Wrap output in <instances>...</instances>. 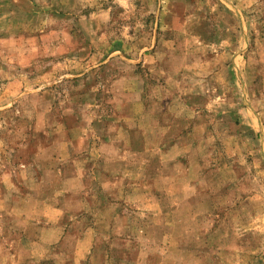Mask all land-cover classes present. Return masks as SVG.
Returning a JSON list of instances; mask_svg holds the SVG:
<instances>
[{
	"label": "rangeland",
	"instance_id": "374dc122",
	"mask_svg": "<svg viewBox=\"0 0 264 264\" xmlns=\"http://www.w3.org/2000/svg\"><path fill=\"white\" fill-rule=\"evenodd\" d=\"M0 264H264V0H0Z\"/></svg>",
	"mask_w": 264,
	"mask_h": 264
}]
</instances>
